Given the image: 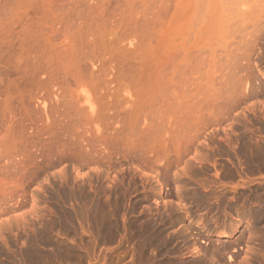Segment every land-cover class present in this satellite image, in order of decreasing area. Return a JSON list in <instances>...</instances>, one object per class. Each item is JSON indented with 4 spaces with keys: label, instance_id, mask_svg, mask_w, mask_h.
I'll return each mask as SVG.
<instances>
[{
    "label": "rangeland",
    "instance_id": "1",
    "mask_svg": "<svg viewBox=\"0 0 264 264\" xmlns=\"http://www.w3.org/2000/svg\"><path fill=\"white\" fill-rule=\"evenodd\" d=\"M0 264H264V0H0Z\"/></svg>",
    "mask_w": 264,
    "mask_h": 264
},
{
    "label": "bare ground",
    "instance_id": "2",
    "mask_svg": "<svg viewBox=\"0 0 264 264\" xmlns=\"http://www.w3.org/2000/svg\"><path fill=\"white\" fill-rule=\"evenodd\" d=\"M95 63V62H94ZM97 65V64H96ZM95 65V66H96ZM111 72H109V74H110ZM114 77V76H113ZM112 77V78H113ZM111 81L112 80H114V79H110ZM106 83V82H105ZM113 83V81L110 83V84H112ZM108 86H110L109 85V81H108ZM247 87V86H246ZM112 88V87H111ZM110 91V90H109ZM124 99V102H126L125 100H126V98L124 97L123 98ZM89 101L91 102L92 100H90L89 99ZM127 102H130V101H127ZM92 161V160H91ZM157 178V177H156ZM157 180V179H156ZM157 183V182H156ZM159 183V182H158ZM239 232V228L238 227H235V228H233L230 232H228V233H222L220 236L223 238V239H228V238H231V237H233V236H235L237 233ZM192 250L196 253V254H198V253H200L201 252V250H200V247L198 246V244L197 243H194V245H193V247H192Z\"/></svg>",
    "mask_w": 264,
    "mask_h": 264
}]
</instances>
